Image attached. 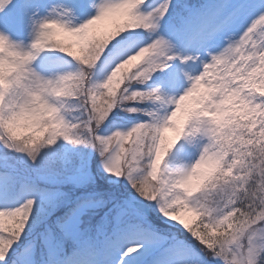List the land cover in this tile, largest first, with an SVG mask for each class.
Returning <instances> with one entry per match:
<instances>
[{"label":"snow or ice","instance_id":"obj_1","mask_svg":"<svg viewBox=\"0 0 264 264\" xmlns=\"http://www.w3.org/2000/svg\"><path fill=\"white\" fill-rule=\"evenodd\" d=\"M0 264H264V0H0Z\"/></svg>","mask_w":264,"mask_h":264}]
</instances>
